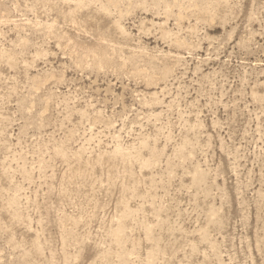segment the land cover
<instances>
[{
    "label": "rangeland",
    "instance_id": "rangeland-1",
    "mask_svg": "<svg viewBox=\"0 0 264 264\" xmlns=\"http://www.w3.org/2000/svg\"><path fill=\"white\" fill-rule=\"evenodd\" d=\"M0 264H264V0H0Z\"/></svg>",
    "mask_w": 264,
    "mask_h": 264
}]
</instances>
